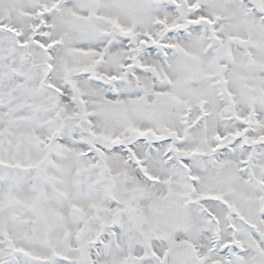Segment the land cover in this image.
<instances>
[{
  "label": "snow or ice",
  "instance_id": "1",
  "mask_svg": "<svg viewBox=\"0 0 264 264\" xmlns=\"http://www.w3.org/2000/svg\"><path fill=\"white\" fill-rule=\"evenodd\" d=\"M0 264H264V0H0Z\"/></svg>",
  "mask_w": 264,
  "mask_h": 264
}]
</instances>
